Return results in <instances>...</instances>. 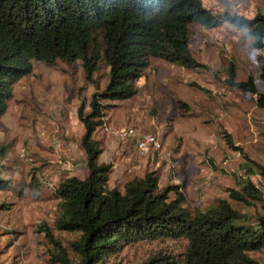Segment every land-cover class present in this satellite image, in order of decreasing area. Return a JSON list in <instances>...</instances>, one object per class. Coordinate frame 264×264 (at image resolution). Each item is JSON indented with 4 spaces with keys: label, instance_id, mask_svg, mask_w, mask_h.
I'll use <instances>...</instances> for the list:
<instances>
[{
    "label": "rangeland",
    "instance_id": "rangeland-1",
    "mask_svg": "<svg viewBox=\"0 0 264 264\" xmlns=\"http://www.w3.org/2000/svg\"><path fill=\"white\" fill-rule=\"evenodd\" d=\"M202 2L217 18L226 12L247 19L264 15V0ZM188 30L198 67L186 69L151 58L135 82L131 99L103 102L109 107L93 139L100 142L99 164L112 167L106 188L122 191L127 181L152 171L160 189L179 185L188 209L205 210L220 199L231 202L226 190L239 189L240 182L250 179L261 192L262 204H231L242 214H264V177L247 173L244 158L264 166V110L256 104L257 94L264 93V49L252 47L245 31L227 23L212 28L192 23ZM229 64L236 80H254L257 94L223 84ZM32 65V73L15 84L7 112L0 118L4 152L0 178L10 183L9 189L0 191V264H57L44 227L76 263L69 242L78 235L54 228L59 203L54 193L60 181L72 175L83 178L86 173L77 152L84 132L77 109L83 103L84 113L89 111L91 94L106 86L108 68L101 64L91 83L80 60ZM127 127L136 136L154 135L161 150L140 154L138 137L118 133ZM223 132L241 153L227 146ZM182 251L180 241H143L124 247L101 264H145L166 255L177 258ZM251 256L264 264V252Z\"/></svg>",
    "mask_w": 264,
    "mask_h": 264
},
{
    "label": "trees",
    "instance_id": "trees-1",
    "mask_svg": "<svg viewBox=\"0 0 264 264\" xmlns=\"http://www.w3.org/2000/svg\"><path fill=\"white\" fill-rule=\"evenodd\" d=\"M192 23L210 28L227 23L245 31L252 47L264 49V15L247 19L226 12L217 18L202 0H0V118L15 84L32 73V62L80 60L91 83L101 64L108 68L106 86L91 94L89 111L84 113L83 103L77 109L84 128L79 145L86 173L83 178L68 176L54 193L59 200L54 228L78 235L69 242L76 263L49 229L42 228L53 245L55 263L101 264L126 246L168 239L182 243L179 257L161 256L145 264H260L251 255L264 252V214H242L231 204H262L261 192L250 179L240 182L239 189L226 190L231 202L220 199L209 209L190 210L180 186L160 189L152 171L127 181L122 191L107 189L112 167L98 162L102 151L93 134L106 116L109 105L104 101L131 99L151 58L186 69L199 66L189 46ZM226 73L225 86L257 94L252 78L236 80L230 64ZM256 104L264 110V93L257 94ZM223 133L227 146L241 153ZM244 158L247 173L264 177L263 165ZM9 185L0 178V191Z\"/></svg>",
    "mask_w": 264,
    "mask_h": 264
},
{
    "label": "built area",
    "instance_id": "built-area-1",
    "mask_svg": "<svg viewBox=\"0 0 264 264\" xmlns=\"http://www.w3.org/2000/svg\"><path fill=\"white\" fill-rule=\"evenodd\" d=\"M118 133H120L121 137H128V138L138 137L136 139L137 140L136 147H137V151L140 154H149L150 152H158L161 150L160 141L156 139L155 136L152 134H144V135L136 136L137 134L135 130L130 127L123 128L120 131H118ZM255 186L257 187V185Z\"/></svg>",
    "mask_w": 264,
    "mask_h": 264
},
{
    "label": "crops",
    "instance_id": "crops-1",
    "mask_svg": "<svg viewBox=\"0 0 264 264\" xmlns=\"http://www.w3.org/2000/svg\"><path fill=\"white\" fill-rule=\"evenodd\" d=\"M78 153H79V156L80 157H83L82 159H80L79 160V165H81V168H84L85 170H86V166H85V154L83 153V151L80 149L79 151H77ZM73 157H75V156H73ZM70 158H71V156H70ZM74 159V158H73ZM73 159H72V161H73ZM80 162H82V163H80ZM73 163H74V161H73ZM76 164V163H75ZM74 167V166H73ZM75 168V167H74ZM86 172V171H85Z\"/></svg>",
    "mask_w": 264,
    "mask_h": 264
}]
</instances>
